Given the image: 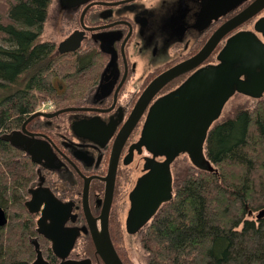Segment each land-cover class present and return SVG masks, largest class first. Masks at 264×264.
<instances>
[{
    "label": "flooded vegetation",
    "instance_id": "obj_1",
    "mask_svg": "<svg viewBox=\"0 0 264 264\" xmlns=\"http://www.w3.org/2000/svg\"><path fill=\"white\" fill-rule=\"evenodd\" d=\"M218 1L70 0L74 5L66 7L56 0L57 28L65 36L59 43L52 41L48 82L36 90L41 105L23 113L4 139L11 144L6 135L19 131L21 147L11 144L12 151L33 164L25 202L31 190L47 188L69 208L63 228L79 229L76 243L82 237L93 242L88 214L101 225L115 151L109 230L117 224L123 237L125 231L141 235L168 201L158 202L166 197L164 190L171 187L173 198L179 184L174 165L190 159L183 145L194 140L206 114L221 108L204 138L210 159L208 137L226 119L221 118L229 100L236 95L264 99V91L258 94L264 85L262 8L228 31L204 60L163 84L135 119L151 82L194 57L222 24L255 0H240L232 7H220ZM73 33L79 45L61 52L60 43ZM237 39L243 41L236 46ZM66 99L70 102L64 105ZM69 107L74 109L53 114ZM37 111L44 114L30 118ZM33 145L47 159L33 161L28 152ZM37 214L38 220L41 211Z\"/></svg>",
    "mask_w": 264,
    "mask_h": 264
},
{
    "label": "trees",
    "instance_id": "obj_2",
    "mask_svg": "<svg viewBox=\"0 0 264 264\" xmlns=\"http://www.w3.org/2000/svg\"><path fill=\"white\" fill-rule=\"evenodd\" d=\"M51 1L0 0V205L8 216L0 264H33L38 250L50 264L61 262L24 200L33 164L4 139L41 105L36 90L47 85L53 42L40 35ZM207 153L216 171L187 173L142 232L147 264H264V215L257 217L264 209V99L219 122ZM118 229L111 224L112 241L133 264Z\"/></svg>",
    "mask_w": 264,
    "mask_h": 264
},
{
    "label": "water",
    "instance_id": "obj_3",
    "mask_svg": "<svg viewBox=\"0 0 264 264\" xmlns=\"http://www.w3.org/2000/svg\"><path fill=\"white\" fill-rule=\"evenodd\" d=\"M61 3L66 6H73L74 3L70 2V0H60ZM240 0H219L218 6L224 5L225 7H232L234 4L239 2ZM209 5V4H208ZM264 8V0H255L245 9H243L240 13L226 21L222 24L209 38L204 47L192 58L186 60L170 70L164 72L160 76H158L149 87L146 89L144 94L139 100L138 107L135 110V119L142 113L147 101L150 96H152L163 84H165L168 80L173 78L174 76L184 72L185 70L191 68L192 66L198 64L200 61L204 60L210 52L217 45L219 40L231 29L252 17L258 11ZM222 12V8L219 9L213 16ZM243 41L241 39H237L235 44L238 45V42ZM80 43V39L77 33L71 34L68 38L63 40L60 43V51H66L70 49H75ZM205 74V71H203ZM201 76V75H200ZM202 82L204 81L203 76L199 78ZM264 84V83H263ZM264 91V85L261 87L259 91V95ZM74 109L73 107L64 108L56 111L53 114H58L61 111H66ZM221 108H218L216 112L206 114V117L202 120V125L198 128L197 134L189 143H184L183 150H186L189 153L190 159L194 165L201 167L203 169L214 171L215 168L212 164V161L207 158L204 151V138L206 134V130L209 124L213 119L218 117ZM44 114L41 111L35 112L30 118L35 117L36 115ZM203 116V114H202ZM19 131H13L11 134L6 135V139H8L12 145L21 147V140L18 139ZM39 145H33L28 147V152L32 155V159L35 162H40L42 158L47 159V156L44 155L41 157L39 155V149L37 148ZM117 151H115V155L113 156L109 173L106 177L107 180V188H106V197L105 204L102 209L101 215L99 218L101 219V225L98 227L96 220L91 219V215L88 214L90 221V230L92 240L95 246L96 254L100 259L104 262V264H125L122 258L120 257L110 235V230L108 226V215L110 210V205L112 201L113 189H114V180L116 173V165H117ZM166 197L163 199H159L158 202L161 203L163 200H169L172 197L171 187L167 190H164ZM31 198L26 202V205L29 211L33 213H37L41 211V216L37 220V231L39 234H42L44 237L49 239L52 243V250L54 254L61 259L59 264H94L92 258L86 257L82 259H73L70 257V254L75 246L76 239L80 233L77 228H63V223L67 218L69 213V208L67 206H62L59 202H57L56 198L47 188H36L31 190ZM42 206H44L42 208ZM85 213H86V205H85ZM264 215V209L260 210L257 214V217L260 218ZM49 220V223L46 222ZM8 222V218L6 215L5 209L0 205V226H4ZM33 264H50L42 255V252L38 250L37 257Z\"/></svg>",
    "mask_w": 264,
    "mask_h": 264
},
{
    "label": "rangeland",
    "instance_id": "obj_4",
    "mask_svg": "<svg viewBox=\"0 0 264 264\" xmlns=\"http://www.w3.org/2000/svg\"><path fill=\"white\" fill-rule=\"evenodd\" d=\"M57 18V5L56 0H52L48 7V17L46 18V22L44 24L43 32L40 35V40H50L56 43H59L63 37L65 36V32H59V22L56 20ZM260 101L254 98H249L244 95H236L234 98L229 100L227 105L225 106L222 118H227L229 116H233L238 109L248 108L250 110L258 108ZM175 171V181L176 184L179 183L180 179L183 178L187 173H197L199 170L194 167L190 161V159H181L174 165ZM27 192L24 195V200ZM127 206V204H126ZM38 215H36L37 221ZM143 234V233H142ZM142 234H136L133 232H124L123 244L125 245L128 255L130 257V261L133 264H147L146 252L142 247ZM71 258H86L90 257L94 260L95 264H104V262L96 255L95 246L93 242L86 240V238H80L74 249L70 254Z\"/></svg>",
    "mask_w": 264,
    "mask_h": 264
}]
</instances>
